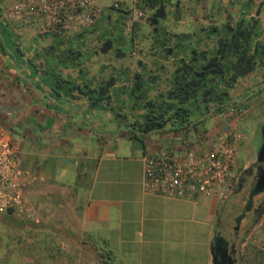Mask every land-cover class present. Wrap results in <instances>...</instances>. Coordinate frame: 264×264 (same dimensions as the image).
<instances>
[{
    "label": "crops",
    "instance_id": "0c3cea01",
    "mask_svg": "<svg viewBox=\"0 0 264 264\" xmlns=\"http://www.w3.org/2000/svg\"><path fill=\"white\" fill-rule=\"evenodd\" d=\"M15 1L0 0V33L11 50L0 49V122L21 139L16 155L19 166L43 180L25 190L39 228L33 226L27 232L26 250L12 252V259H26V264H212L210 242L223 231L228 198L218 201L201 195L176 198L144 192L142 154L177 140L136 135L124 124L123 113L100 111L83 100L80 115L37 92L24 77L45 91L48 80L33 74L27 58L42 73L54 70L75 77L76 68L57 61L49 51L57 34L43 31L40 20L5 21L4 11ZM169 1L167 26L174 35L187 39L200 38L208 29L239 18L248 19L257 6V17H264V0ZM132 4L133 0L125 7ZM261 40L264 44V36ZM99 60L84 66L103 79L109 68ZM123 65L114 63L113 72L117 74ZM235 106L244 109L241 120L233 122L228 115L215 127L198 130L223 132L231 127L246 134L243 130L252 131L256 123L264 122V90ZM253 109H258L256 119L251 118ZM248 236L249 232L243 238Z\"/></svg>",
    "mask_w": 264,
    "mask_h": 264
},
{
    "label": "flooded vegetation",
    "instance_id": "af4514ba",
    "mask_svg": "<svg viewBox=\"0 0 264 264\" xmlns=\"http://www.w3.org/2000/svg\"><path fill=\"white\" fill-rule=\"evenodd\" d=\"M169 3H148L149 18L160 5L164 7V18L154 25L149 19L136 23L129 31L124 29L123 15L117 10L102 13L85 30L57 35L50 42L49 51L57 61L74 65L78 81L94 78L93 86H120L122 103L117 114L123 113L124 124L136 135L158 134L175 139L188 130L213 125L218 118L224 120L229 106L243 104L263 91L246 97L247 90L264 79V61L240 76L247 68L234 63L223 65L222 43L217 46L218 33L229 23L208 29L200 38L174 35L167 26ZM259 8L255 7L254 12H259ZM139 26L144 29L141 31ZM95 58L109 68L103 79L97 78V72L88 73L84 66ZM114 63L124 64L117 74L113 72ZM43 73L38 69L37 75L47 78L53 87L55 79ZM67 76L60 73L62 79ZM87 103L90 107L95 105L94 100ZM255 149V160L236 176L235 185L241 190L243 204L228 217L230 220L223 218V231L214 236L216 264H240V240L264 211V142ZM247 218L250 223L241 226Z\"/></svg>",
    "mask_w": 264,
    "mask_h": 264
},
{
    "label": "built area",
    "instance_id": "2783aa9c",
    "mask_svg": "<svg viewBox=\"0 0 264 264\" xmlns=\"http://www.w3.org/2000/svg\"><path fill=\"white\" fill-rule=\"evenodd\" d=\"M133 0L131 7L119 9L111 2L106 9L121 10L123 27L129 31L136 23L149 19L148 10ZM104 13L95 0H17L4 11L7 22L21 17L41 21L43 31L52 35L73 34L89 28ZM229 118L241 120L244 109L231 105ZM173 145L144 152L142 188L144 192L192 198L196 195L218 201L228 198L236 183L238 149L245 135L229 128L216 135L201 130L186 131ZM21 139L0 124V212H10L37 223L35 208L28 202L25 190L43 176L21 168L17 161Z\"/></svg>",
    "mask_w": 264,
    "mask_h": 264
},
{
    "label": "water",
    "instance_id": "95a60500",
    "mask_svg": "<svg viewBox=\"0 0 264 264\" xmlns=\"http://www.w3.org/2000/svg\"><path fill=\"white\" fill-rule=\"evenodd\" d=\"M258 10L254 12L253 16L248 19L241 18L238 22L233 25H225L218 33L217 46L222 43V52L220 53V60L223 65H239L242 68H247L240 76L248 74L252 68L259 66L264 61V44L262 43L261 37L264 36V17L258 18ZM164 18V7L160 5L157 10L150 16L149 22L151 25L156 24L157 20ZM0 49L3 52H11V50L5 45L3 35L0 33ZM15 52L20 56L21 53L17 48ZM26 65L32 70L33 74H37L38 67L31 61V59L25 60ZM23 72L26 68L23 64H20ZM181 70V68H180ZM182 71V70H181ZM179 72V70H178ZM44 75H48L49 78H54V86H50V82H47L48 91L42 90L35 86L34 81L31 78L24 77L30 85L35 88L37 92L42 94L46 98H50L59 103H64L71 108L77 110L82 115V107L84 106L81 102L84 100L86 103L90 100H94L95 105L91 107H97L98 110H115L118 111V105L122 103V93L120 86L112 85V83H104L102 86H93L96 81L94 78L91 80L83 79L78 81L71 75L66 78H61L60 73L57 71L45 70ZM93 83V84H92ZM56 84H59L56 86ZM264 89V79L259 83L247 90L246 97L253 95ZM103 90V92H101ZM51 94V95H50ZM99 104V105H98ZM88 105V103H87ZM90 106V105H89ZM7 130L2 122H0ZM260 131H264V123L260 125ZM215 236V235H214ZM214 237L210 242V253L212 258V264H216V255L213 251Z\"/></svg>",
    "mask_w": 264,
    "mask_h": 264
},
{
    "label": "rangeland",
    "instance_id": "374dc122",
    "mask_svg": "<svg viewBox=\"0 0 264 264\" xmlns=\"http://www.w3.org/2000/svg\"><path fill=\"white\" fill-rule=\"evenodd\" d=\"M113 1L118 3L119 9L125 8V6H130V4L132 3V0H95L96 4H98L100 7L104 9V13L111 12L106 9V6L109 5ZM140 5L142 8L146 10L149 9L148 6H145L143 4H140ZM139 28L142 31L144 29V26H139ZM257 110L253 109V112L251 113V118L252 117L253 119L257 118L256 117V113L258 112ZM219 120L221 119L218 118L216 122H220ZM262 122L263 121H261L260 123H256L257 125L256 124L254 125L255 128L252 131H250L249 128L246 130H243L246 132V134L244 133L246 135V139L245 141H243L242 145L239 146V150H238L237 164L235 168V176L237 177L243 168L249 166V164H251V162L255 160V151H256L255 147H257V145L259 146V144L261 143L263 144L264 142L263 141L264 131H260L258 129V127H260ZM215 124L210 125L208 128L215 127ZM209 133L216 135V131L215 132L209 131ZM240 192L241 190L237 188V185H234L233 190L226 201V210H225L226 214H224L225 216H223L222 218L231 217L233 212L235 213L238 208H241L243 204L242 202L244 200ZM34 214H35V210H34ZM228 220L230 219L228 218ZM246 223L249 224L250 219L248 218L244 219L240 223V225L242 226L243 224H246ZM39 224H40V221L35 223L32 220H29L27 218L17 216L14 214H10L7 216L0 214V245H2V248H0V250L2 251L0 252V256L3 253V260L1 261L0 264H10V261L12 260L15 262V264H26V259H17L16 257L15 259H12L13 256L11 257V254L12 252H15V253L24 252L26 250L24 246H26V239L28 236L27 232L29 233L31 229H34L32 228L33 226L38 227ZM251 226L253 227L252 230H250ZM251 226L248 227V231H247V234L249 232L248 238H243L244 237L243 236L240 240V244L238 247L240 250L239 253L241 257L240 264H263L264 262V211L262 212V214H260L257 220H254L251 223ZM32 262L35 264H39L38 261L36 262L32 261Z\"/></svg>",
    "mask_w": 264,
    "mask_h": 264
},
{
    "label": "trees",
    "instance_id": "16d2710c",
    "mask_svg": "<svg viewBox=\"0 0 264 264\" xmlns=\"http://www.w3.org/2000/svg\"><path fill=\"white\" fill-rule=\"evenodd\" d=\"M159 0H146L147 3H153V2H158ZM1 215H10L11 213L10 212H0ZM264 264V262H263Z\"/></svg>",
    "mask_w": 264,
    "mask_h": 264
}]
</instances>
